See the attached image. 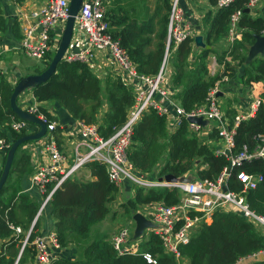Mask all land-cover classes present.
I'll list each match as a JSON object with an SVG mask.
<instances>
[{
  "label": "trees",
  "instance_id": "trees-1",
  "mask_svg": "<svg viewBox=\"0 0 264 264\" xmlns=\"http://www.w3.org/2000/svg\"><path fill=\"white\" fill-rule=\"evenodd\" d=\"M249 1L235 0L227 7L206 13L203 19L206 30L204 36L207 45L213 48L200 49L201 52L194 61L190 60L194 55V38L170 49L172 51L170 60L174 69L170 75L171 88L175 93V99L187 112L203 106L211 89L219 82L221 85L226 84L223 79L234 77L240 67H243L242 81L245 85L264 82V57L246 63L249 48L256 41L255 37L264 36V10L258 17H253L251 12H244L240 22L241 39L235 40L230 48L224 50L222 56L217 58L218 63L224 66V70L213 75L209 69V56L218 53L214 47L228 37L230 16L236 10L245 11ZM12 2L22 4L25 0ZM210 2L212 6H216V0ZM164 4L168 15L160 21L156 35L153 26L139 25L124 15L115 21L111 20L112 29H117L115 32L112 30L113 37L120 41L138 71L145 75H156L166 54L170 0H164ZM6 30L7 20L0 5V38ZM13 31L20 39L18 23L13 26ZM153 34L157 42L154 49L150 50L154 41ZM52 54L46 67L35 68L33 74H40L49 66ZM227 57L230 61L226 59ZM233 62H237V65H233ZM12 93L13 86L0 70V137L15 142L27 133L18 134L6 128V124L13 117L19 118L11 109ZM33 94L38 102H56L72 118L87 124H99V112L106 101L108 111L104 114L99 129L106 138L126 122L128 112L135 104L132 90L121 78L102 81L87 64L80 61L60 63L57 73L46 83L33 89ZM261 99L263 103L257 115L242 123L237 130L235 136L237 151L244 145L254 146V138L264 135V92ZM40 110L50 121L58 123L57 117L50 115L42 107ZM234 115L235 112L230 117ZM166 119L165 116L151 110L135 126L129 159L138 172L150 179L167 175L180 178L195 173L197 179L214 181L218 178L223 169L229 166L228 159L215 154L212 148L202 143L190 131L186 119H182L180 127L169 134ZM60 133L61 129L57 127L55 134L59 141ZM28 143L17 150L8 181L0 191V239H10L1 249L0 264L15 263L19 247L21 248V242L25 237L24 234L15 237L9 225L20 226L24 231H28L39 210L30 197L22 193L19 186L17 187L24 175L32 174L30 153L25 148ZM86 169L90 171L93 180L80 182L74 178L69 179L53 195L52 217L56 223L58 241L65 253L52 264H150L144 258L146 253L152 255L156 264H178L174 256L164 252L159 237L154 233L142 244L140 253L124 256L118 255L106 237L97 236L91 240L93 227L112 213L110 204L115 200L119 189L110 182L104 165L93 161ZM240 172L259 174L264 178V162L258 159L246 162L240 168H234L228 181L230 191L243 190V185L237 179ZM13 174H18L19 180L9 185ZM245 198L251 209L264 215V179L256 189L247 191ZM180 199L181 193L177 189L138 188L133 197L125 200L122 207L124 215L133 216L140 206L154 202H164L168 206H173L178 204ZM38 230L39 221L34 227L30 242L38 235ZM78 247H81L80 254ZM263 248L264 236L245 218L232 212L216 211L212 223L202 225L191 242L180 247V253L188 260V264H235L242 258L255 255ZM34 258V248L27 246L20 264H26ZM252 264H264V257H256Z\"/></svg>",
  "mask_w": 264,
  "mask_h": 264
},
{
  "label": "built area",
  "instance_id": "built-area-1",
  "mask_svg": "<svg viewBox=\"0 0 264 264\" xmlns=\"http://www.w3.org/2000/svg\"><path fill=\"white\" fill-rule=\"evenodd\" d=\"M110 1L84 0L76 18L73 40L76 35H84L85 47L77 52L69 50L65 61H80L87 64L91 70H98L101 68L98 57L103 55L104 59L101 62L114 63L118 67L121 72L119 77L134 94L135 104L129 110L126 122L107 138L101 134L99 124L79 122L67 135L70 145L67 152L61 144L62 129L60 128L59 141L55 134L59 126L56 122L50 121L41 112L40 107L31 103L35 97L28 96L29 98L22 100L21 108L47 126V133L43 138L25 147L30 153L31 185L39 190L44 198L27 232L24 233L20 226L9 225L15 237L25 235L14 264H20L27 246L34 248L36 264H52L59 258L62 248L56 233H51L48 238L37 235L32 242L29 241L30 237L43 211L51 203L54 193L93 161L106 167L110 182L117 187L124 181H130L145 190L158 188L179 190L181 199L178 204L168 206L164 202H158L145 209L148 219L155 225L149 231L159 237L164 252L174 256L176 260L182 259L180 247L188 245L202 225L211 224L216 211L232 212L245 218L264 236V215L251 209L245 198L247 191L256 189L263 181V176L240 172L237 174V179L243 185V190L235 192L228 188V181L234 168H240L244 163L258 159L264 162V135L254 138V146L244 145L239 151L236 150L235 143L238 128L257 115L263 100L254 99L246 109L236 110L235 115L229 118L220 106L218 94L221 91V83L219 82L211 89L203 106L187 112L183 107L176 105L175 93L171 89L169 52L172 47H177L186 40L195 38L196 35V27L185 13L182 0H171L166 54L159 72L152 76L140 73L120 41L113 37L111 20L108 16ZM234 1L216 0L215 7L222 9ZM70 2L71 0H48L46 4L32 9L23 16L25 27L21 50L26 56L37 63H47L49 56L56 52L69 18ZM261 3H264V0H250L246 8L253 12ZM243 14L244 11L239 9L230 16L228 37L232 43L241 39L240 22ZM223 80L226 83L229 78L225 77ZM30 92L31 90L25 92L20 97V101ZM151 110L165 117L173 114L175 119L171 125L173 133L180 127L182 119L189 122V118H202L211 123V131L216 132L217 139L222 144L221 147L215 148V154L226 157L229 166L225 167L214 181L195 178L190 183H170L165 181V177L150 179L139 173L129 159V151L133 143L135 126ZM6 128L18 134L23 132L34 134L40 130L37 125L15 117L6 124ZM189 129L198 138H202L205 126L189 122ZM13 143L0 137V176ZM1 157L4 159L3 162ZM131 238V230L127 227H121L115 232L111 244L119 256L136 253L132 251L136 245L131 243ZM257 256L264 257V248L253 255V257ZM144 258L148 263L156 264L152 255L145 254ZM245 259L242 258L235 264H242Z\"/></svg>",
  "mask_w": 264,
  "mask_h": 264
},
{
  "label": "crops",
  "instance_id": "crops-1",
  "mask_svg": "<svg viewBox=\"0 0 264 264\" xmlns=\"http://www.w3.org/2000/svg\"><path fill=\"white\" fill-rule=\"evenodd\" d=\"M47 1L48 0H25V2L22 4H15L14 2L10 0H0L2 11L7 20V30L5 34H3L2 37L0 38V70L2 71L5 78L9 81V83L13 86V88L17 85V83L19 82L21 78H24L29 75H33L34 69H35L31 67L32 66L31 63H29L28 61L24 59V57L25 58H29V57L26 56L25 53L21 50V38L23 36V29L25 27V22L23 21L25 18H23V16L28 14L32 9L40 5L46 4ZM170 3H171V0H170ZM127 4L131 7L130 9L131 13H135L136 11H138L137 16L139 17H136V16L130 17L131 13H129L130 10L126 7ZM181 4H182L183 9L185 10V13L189 17V19L193 21L196 29L197 30L198 28L201 29V32L198 33V35H202L205 40L204 34L206 30L204 28L203 19L206 13H208L209 11L215 12L217 11V9L211 5L210 0H182ZM115 10H121V11L126 10L125 16L128 13L130 21H136L139 25L146 24V25L153 26L155 29V35L159 31L160 21L162 20L164 16L168 15V11L165 8L164 0H111L109 3L108 16L110 20L113 19L112 21H115L117 19L116 17H112L113 12ZM263 10H264V3H261L260 6L256 10L251 12V14L253 17H258L259 15L262 14ZM16 23L19 24L20 35H21L20 39L17 38V36L15 35L13 31V26ZM113 29L114 31L117 30L116 28H113ZM152 37L154 40L152 47L154 48L156 46L157 41L155 39L154 34L152 35ZM224 40L220 41L214 47V49L217 50L218 53H222L224 50H226V49L222 50V48L219 46L221 42H223ZM85 43L86 41H85L84 35L82 34L76 35L74 37V40H72L70 50L77 52L85 47ZM197 49L198 48H196L194 45L193 51L195 52V54L198 52ZM192 56L195 57L194 55ZM260 57L261 56H259L258 58ZM103 59H104L103 55H99L98 63L99 64L101 63V68L98 70H92V71L97 76H99L102 79V81H106L107 79L120 78L119 75H121V72L118 70V67L114 63H110L107 61L101 62ZM216 59L214 58V61L217 64V69L215 70V72L210 69V72L213 75L214 73L221 72V70H223V65H220L219 63H217ZM226 59L230 61V58L227 57ZM246 63L249 64L251 62L246 61ZM44 67H46V65H44ZM169 70L171 73L174 70L171 63H169ZM242 76H243V67H240L239 70L236 71V75L234 77L229 78L226 84L221 85L220 92L222 94L219 95V101H221V103H225V102L228 103L230 101L232 102L227 107L221 105L223 112L229 118H231L230 115H232V113H234L235 110H241V108L246 109L254 99L261 98V95L264 92V82L253 83L251 86H247L241 82ZM28 96H31V98L34 96L33 90H31V92L27 96L21 98V101L19 99L20 102L18 101V103L20 107L23 106L22 100L29 98ZM31 103L33 105L34 104L37 105L38 107L44 108L50 115L57 117L59 119L57 125L62 129V136H63L61 144L62 146L66 148V151L68 152L70 149V145L68 143L67 135L68 133L72 131L74 127H76L79 124L80 121L72 118L70 114L56 102H38L36 98H34V100L32 99ZM176 105L181 106L180 102L177 100H176ZM102 108L103 109L100 110L99 116H98L99 125L100 123L101 124L103 123L104 114L108 111V104L106 101ZM166 118H167L166 119L167 131L169 134H171L173 133L171 132V129H172L171 125L174 123L175 119L173 117V114H170ZM211 127H212V124L208 123V125L205 126V129H203V133L205 134L203 137V143L207 144L210 148L215 150V148L221 147L222 144L217 139L216 132L211 131L210 129ZM28 133L31 134L30 132ZM3 160L4 159L2 158V162ZM164 162H166V159L164 160ZM88 173H89V178H90L89 180L90 181L93 180L91 173L89 171ZM31 176L32 174L24 175L22 179L20 180V182L17 184V187L18 186L21 187L20 190H22V193H24L25 195H28L30 199L33 201V203L36 204L38 208H40L44 197L41 195L39 190L32 187ZM12 180H13L12 184L17 182L19 180V175L13 174ZM118 189L119 190L115 196V200L112 202V203H115V206L120 205L118 200H121L123 204L126 199H128L131 196L133 197L135 194L134 185L130 181H124L118 187ZM154 203H158V202H154ZM150 205L151 204L140 206L138 208L139 209L138 211H142L140 210V208L144 210L146 208L148 209ZM111 215L112 214L107 216V218L104 221L97 224L93 228H95L96 230L105 232L104 231L105 229L103 228L106 227L107 221ZM55 224H56L55 220L52 217V207L50 203L49 205H47V207L43 211V214L39 220V230L37 232L38 235L48 238L51 233H56ZM115 232L116 231L111 233V235L109 236V238L111 237L110 239H112ZM98 236H101V235H98ZM102 236L106 237L105 235H102ZM9 241L10 239H0V252H1L3 245L8 243ZM145 241H146V238H145ZM63 253L65 252L62 249L59 252V256L63 255ZM254 261H256V257L251 256V257L246 258L242 262V264H252ZM26 264H36L35 259L33 261L29 260Z\"/></svg>",
  "mask_w": 264,
  "mask_h": 264
},
{
  "label": "water",
  "instance_id": "water-1",
  "mask_svg": "<svg viewBox=\"0 0 264 264\" xmlns=\"http://www.w3.org/2000/svg\"><path fill=\"white\" fill-rule=\"evenodd\" d=\"M83 2L84 0H71L69 18H68L65 30L62 35L59 47L56 50L52 60L50 61L49 66L44 71H42L40 74H33V75H29V76H26L20 79L17 85L13 88V93L10 99L12 111L20 119H23L34 125H37L40 128V130L34 134H27L21 137L20 139L16 140L12 144L11 149L9 150V153L6 158V162H5L2 174L0 176V191L3 189V187L6 185L8 181L17 150L21 146H23L25 143L33 142V141L43 138L47 133V126L42 121H40L38 118H36L34 115L23 110L20 107L18 101L25 92L29 90H33L37 86H40L46 83L54 74L57 73V68L59 64L65 61V56L67 52L69 51L72 40H73L76 18L80 10L82 9ZM244 12L250 13V10L246 9ZM200 30L201 29L198 28V32ZM255 38H256V41L250 47L249 52L247 54V60H246L247 62H252L259 56L264 55V36H256ZM194 40H195L196 48H205L207 50L212 49V46L207 45L202 35H197L194 38ZM221 94L222 93L220 92L218 96ZM188 120L190 123H196L203 127L208 125V121L203 120L202 118H189ZM195 178L196 177H194L191 174L180 177V178H177L173 175H167L165 177V181L170 182V183H177V182L190 183ZM160 180L162 181V179ZM133 220L136 224L134 237H133V240L135 241L142 238L146 231H149L155 227L154 223H152L143 214L138 213V212L134 214Z\"/></svg>",
  "mask_w": 264,
  "mask_h": 264
},
{
  "label": "rangeland",
  "instance_id": "rangeland-1",
  "mask_svg": "<svg viewBox=\"0 0 264 264\" xmlns=\"http://www.w3.org/2000/svg\"><path fill=\"white\" fill-rule=\"evenodd\" d=\"M129 10L131 9V7L127 4V6H126ZM126 8V9H127ZM216 8V7H215ZM108 9H109V5H108ZM217 9V8H216ZM125 12H126V10L125 11H121V10H115L114 12H113V16L112 17H116V18H119V17H121V16H125ZM129 13H131V10H130V12ZM118 15H120V16H118ZM138 15V11H136L135 13H131L130 14V17L132 16V17H134V16H136V17H139V16H137ZM118 16V17H117ZM126 17H127V19L128 20H130L129 19V14L127 13V15H126ZM111 20H113V19H111ZM142 25H145V24H142ZM113 32H115L114 31V29H113ZM201 32V30L198 32V30L196 29V35H195V37L198 35V33H200ZM231 40H230V38L229 37H227L223 42H221V44L219 45L221 48H222V50H224V49H227V48H230V46H231ZM196 47V46H195ZM150 50H152V49H154L152 46H150V48H149ZM200 49H204V48H198L197 50H198V52L195 54V52H194V56L195 57H190V60L191 61H194L195 60V58H196V56L201 52V50ZM70 50V49H69ZM54 54L55 53H53L52 54V56H54ZM171 56H172V51L170 50V52H169V63H171V60L170 59H172L171 58ZM222 56V54L221 53H216V54H212V55H210L209 56V69H211L212 71H214L215 72V70L217 69V64H216V62L214 61V58L216 59V57L217 58H220ZM24 57V56H23ZM212 57V58H211ZM261 57H263V55H261ZM260 57V58H261ZM24 59L26 60V61H28L29 63H31L32 64V68H40V69H43V67H44V65H46V63H37L35 60H33V59H29V58H25L24 57ZM228 60V59H227ZM216 61H217V59H216ZM217 63H218V61H217ZM233 65H237V62H233L232 63ZM223 70H224V66H223ZM223 70H221V71H223ZM237 70H239V68L237 69ZM236 70V71H237ZM217 73V72H216ZM215 74V73H214ZM242 83H243V81H241ZM172 89V88H171ZM172 91H173V89H172ZM219 97V96H218ZM174 99H175V95H174ZM176 100V99H175ZM220 102V106L222 105V106H228V105H230L232 102L230 101V102H228V103H221V101H219ZM241 108V107H240ZM101 109H103V108H101ZM221 109H222V107H221ZM223 110V109H222ZM241 110H242V108H241ZM235 112H236V110H235ZM205 132V131H204ZM194 134V133H193ZM195 135V134H194ZM204 135L205 134H202L201 136H202V138H198L202 143H203V137H204ZM196 136V135H195ZM33 142H35V141H33ZM30 143H32V142H29L28 144H30ZM27 150V149H26ZM88 169H86V167H85V169H83V171L81 170L75 177H74V180H76V181H80V182H87V181H90L89 179V173H88ZM90 172V171H89ZM196 174V173H195ZM194 174V175H195ZM187 175H189V174H187ZM191 175H193V174H191ZM193 175V176H194ZM197 176V175H196ZM195 177V176H194ZM157 179V178H156ZM159 179V178H158ZM12 183H13V180H11V182L10 183H8L9 185H12ZM139 187H137V186H135L134 185V190H136V189H138ZM20 189H21V187H20ZM36 189V188H35ZM28 196V195H27ZM118 202L120 203V205H116L115 206V203H112V204H110V209H111V211H112V215L109 217V219H108V221H107V225H106V227H104L103 229H105L104 231L105 232H103V231H99V230H96L95 228H93V231H92V236H91V240H93L95 237H97L98 235H105L106 237H107V240L111 243V240L112 239H110L109 238V236L111 235V233H113L114 231H117L119 228H125V227H127L128 229H130L131 230V233H132V238H131V243L132 244H135V245H137L136 246V248L134 249V250H132L133 251V253H134V251H136V253H134V254H137V253H140L141 252V249H142V244L143 243H145L146 241H145V238H146V240H148L149 238H150V236L152 235V232L151 231H146L145 232V235L142 237V238H140L139 240H137V241H135V240H133V237H134V232H135V228H136V224H135V222H134V220H133V216L131 215V216H126V215H124V209H123V207H122V202H121V200H118ZM139 210V209H138ZM140 210H142V211H137L138 213H141V214H143L145 217H147V215H146V213H145V210L144 209H142V208H140ZM136 212V213H137ZM135 213V214H136ZM148 218V217H147ZM207 225H209V224H207ZM120 230V229H119ZM118 230V231H119ZM24 231V230H23ZM258 231V230H257ZM25 232H27V231H24V233ZM259 232V231H258ZM104 233V234H103ZM260 233V232H259ZM261 234V233H260ZM130 243V244H131ZM129 244V245H130ZM77 250H78V253L80 254V252H81V247H78L77 248ZM146 254H148V253H146ZM145 255V254H144ZM177 262H178V264H188V260L187 259H184L183 257H182V259L179 261V260H177Z\"/></svg>",
  "mask_w": 264,
  "mask_h": 264
}]
</instances>
